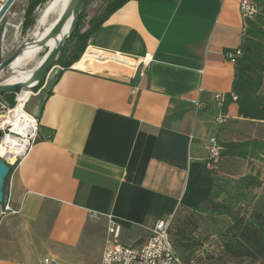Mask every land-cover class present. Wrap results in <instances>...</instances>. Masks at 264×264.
Returning a JSON list of instances; mask_svg holds the SVG:
<instances>
[{
	"label": "crops",
	"instance_id": "0c3cea01",
	"mask_svg": "<svg viewBox=\"0 0 264 264\" xmlns=\"http://www.w3.org/2000/svg\"><path fill=\"white\" fill-rule=\"evenodd\" d=\"M243 38L241 0H128L114 11L79 59L92 66L58 65L36 107L38 138L8 178L20 211L0 216V264H100L108 214L130 243L197 210L212 191V137L264 157V121L240 117L235 101L222 110L235 78L225 50ZM232 159L254 158L214 167L225 174ZM97 235L105 242L90 253Z\"/></svg>",
	"mask_w": 264,
	"mask_h": 264
},
{
	"label": "trees",
	"instance_id": "16d2710c",
	"mask_svg": "<svg viewBox=\"0 0 264 264\" xmlns=\"http://www.w3.org/2000/svg\"><path fill=\"white\" fill-rule=\"evenodd\" d=\"M42 0H31L27 10V16L31 14V10ZM87 0L84 1V3ZM128 0H102L105 6L103 12L98 13L90 21V25L83 29L84 10L78 18L77 26L68 39L75 40V52L71 57L65 49V44L61 49L58 61L63 70L70 68L84 54L88 46L90 37L101 28L106 19L117 9L122 7ZM256 8L253 16L244 19V38L239 48H227L225 52H237L240 54L234 56L235 62V78L232 91L225 95L222 103V110L227 111L228 105L235 101L238 105V115L246 119H258L264 121V94L261 88L264 80V0H251ZM67 39V40H68ZM66 43V42H65ZM57 61V60H56ZM45 81L43 78L35 87H41ZM4 96V95H3ZM6 94L5 97H8ZM9 102V104H13ZM223 146L221 157H238L243 159L256 158L257 154L247 148L243 141H220ZM11 171L13 166H11ZM212 191L209 199L197 210H190L192 215H200L202 213H210L223 209L231 220L223 233L222 251L229 262L241 260H252L254 262L264 260V190L259 198H253V208L249 215L235 210V205L241 203L242 200L250 202L249 193L252 189L262 186V180L257 174L248 173L238 179L231 180L221 176L215 167L212 168ZM9 176V175H8ZM7 181V178H6ZM224 181L226 184L234 181L230 189H220V183ZM228 194L226 201H219L223 192ZM232 191H235L234 193ZM231 196V197H230ZM183 209V208H182ZM197 227L195 221L191 220ZM185 224L177 226L176 234L169 230L175 246L183 254L188 264H193V256L199 248L200 242L196 240L189 242L186 235ZM144 237L136 239L140 242ZM228 264V263H225ZM264 264V262L262 263Z\"/></svg>",
	"mask_w": 264,
	"mask_h": 264
},
{
	"label": "rangeland",
	"instance_id": "374dc122",
	"mask_svg": "<svg viewBox=\"0 0 264 264\" xmlns=\"http://www.w3.org/2000/svg\"><path fill=\"white\" fill-rule=\"evenodd\" d=\"M30 1L31 0H16L7 12L4 21H2L0 24V29L1 27L3 28L2 33H0V47L2 48L3 58L11 56L19 48L25 46L17 59L12 63L11 67H8L5 72H1L0 77H2V79H4L5 81H9L12 76L21 72H27L36 69L40 63V60L49 51V46L45 44L41 45L40 42L42 41V38L46 36L55 20L54 15L45 17L44 14L46 5L50 0H42L40 3H38L31 10V14L28 17L27 10L29 8ZM104 8L105 6L102 4V0H87L84 3V30L89 27L91 19L98 15L99 11L100 13L103 12ZM253 15L254 13L251 16ZM27 43L28 45L26 46ZM65 45L68 57H71L76 49L75 40L68 39ZM58 65L60 64L57 59L56 64L53 67L54 69L52 70L51 74H48L46 76L43 85L37 89H31L33 91V95L26 103L27 105L25 110L30 114L35 115L37 118L38 112H35L36 107L43 100V97L48 90L50 84L49 81L51 80L52 75L55 74L57 70H59L57 67ZM19 92L20 91L10 93L8 97H5V95L0 96V115L7 114L9 112V108L12 109L17 104V94ZM12 100L14 103L10 105L9 102L12 103ZM4 101H6L8 104H5ZM259 129L262 131L264 128L261 126L259 127ZM6 131L8 132V130ZM258 155L253 160L249 159V165L247 164V161L232 159L231 163L226 164V167H228L229 171H226L225 174L221 170L218 171L221 176L229 178L231 180L238 179L239 177L248 173L257 174L262 180V186L252 189L249 193V196L251 197L249 200L251 203H247V201L242 200L241 203L235 205V210H238L243 214L245 213L246 215H249L253 208V198H259L264 190V157H260L258 159ZM18 158L14 163H10L8 161L7 162L15 166ZM219 161L213 163L209 162L208 160V164L211 168H213L219 163ZM233 184L234 181H230V183L227 184L222 181L219 187L221 190H224L225 188L230 189ZM232 192L234 193L235 191ZM227 197L228 194L224 191L220 196L219 201H226ZM218 209V211H213L211 212V214L202 213L195 216L191 214L190 210L180 208L178 209L176 214L172 216L171 226L175 234L177 226L184 223L187 230L186 235L187 238H189V242H193L195 240L197 242H200V246L195 251V254L193 256V264L235 263L229 262V257L223 254L222 251L223 233L230 223L231 218L227 213L223 211V209ZM191 220L195 221L197 224V227L193 232H191V230H193L194 228ZM102 238V235L96 236V238L92 241L90 253L99 251V249L105 242V239ZM263 262L264 260L257 262H254L252 260L237 261V263L242 264H262Z\"/></svg>",
	"mask_w": 264,
	"mask_h": 264
},
{
	"label": "built area",
	"instance_id": "2783aa9c",
	"mask_svg": "<svg viewBox=\"0 0 264 264\" xmlns=\"http://www.w3.org/2000/svg\"><path fill=\"white\" fill-rule=\"evenodd\" d=\"M241 8L244 19L251 16L256 11L251 0H241ZM238 54H240L239 50L237 52H225V56L229 60H233L234 56ZM135 63L136 64L133 65V67H136L137 70H139L140 75H144L145 70L151 63V58L148 56L139 58ZM53 69L54 68L51 69L49 74H51ZM217 98L221 99V96L217 95ZM221 101L223 103L224 99ZM4 102L5 104H8L6 101ZM10 110L11 108H9V111ZM33 116L36 118V128L34 134H31L29 135L30 137H28V146L24 153L37 140L39 134V119L35 115ZM218 120L222 122L221 117L218 118ZM11 129L10 126H6L4 129L0 130L3 132V135L7 132L6 130H8L9 134L17 135L16 133H13ZM222 151L223 146L219 140L212 137L208 149L209 162H218L221 158ZM21 156H19V158ZM9 176L7 177V181H5L4 200L3 203L0 204V216L17 214L20 211L19 208H15L12 205L11 185H8ZM107 218V239L100 264H188L170 236L169 230L171 228L172 217L157 219L154 224L148 228V234L145 236V239L140 242L135 240L130 243L122 241L121 224L115 221L111 217V214H108ZM42 264L63 263L54 256H45L42 260Z\"/></svg>",
	"mask_w": 264,
	"mask_h": 264
},
{
	"label": "bare ground",
	"instance_id": "6f19581e",
	"mask_svg": "<svg viewBox=\"0 0 264 264\" xmlns=\"http://www.w3.org/2000/svg\"><path fill=\"white\" fill-rule=\"evenodd\" d=\"M69 2L70 0H50L46 5V9L44 11L45 17H48L50 15H54L55 17L54 23L52 24L51 28L47 32L46 36L42 38V40L47 39V43L45 45L49 46L48 53L52 50V48L55 47L57 43V38L51 37L50 32L55 23L58 21L59 17L64 12ZM71 20L72 19H70L66 23L64 29H67L70 26ZM27 45L28 43L26 44V46ZM47 54L40 60V63L45 59ZM90 66L92 65L85 62L84 60H78L74 63V67L80 69H86ZM34 71L35 69L32 71L21 72L12 76L11 78L9 77V81L5 82L15 83L29 80ZM33 84L34 83H31L29 87L23 88L17 94V104L7 114L0 115V129H4L6 126H10L12 128L11 131L17 134L14 135L6 132L0 140V156L10 163L16 162L18 156H21L24 153L25 149L28 146V137L29 135L34 134V130L36 128V118L25 110L27 105L26 103L33 95V91L31 90L33 88Z\"/></svg>",
	"mask_w": 264,
	"mask_h": 264
},
{
	"label": "water",
	"instance_id": "95a60500",
	"mask_svg": "<svg viewBox=\"0 0 264 264\" xmlns=\"http://www.w3.org/2000/svg\"><path fill=\"white\" fill-rule=\"evenodd\" d=\"M15 1L16 0H6L0 7V24L2 21H4L7 12ZM84 1L85 0H70L64 12L59 17L58 21L55 23L50 32L51 37L57 38L55 47L52 48L45 59L37 66L29 80L15 83H6L5 80L0 77V96L21 91L23 88L29 87L31 83H34L32 87L35 88L43 78H46L50 70L56 64V60L60 55L62 47L64 46L67 39L72 35L77 26L78 18L84 9ZM70 19H72L70 26L67 29H64L66 23ZM2 31L3 28L1 27L0 33H2ZM40 43L41 45L46 44L47 39L42 40ZM24 47L19 48L14 54L7 58H3L2 48L0 47V72L3 73L8 67H11L12 63L17 59ZM2 136L3 132L0 130V140ZM11 168V164L0 157V204L3 203L4 200L5 181L10 174Z\"/></svg>",
	"mask_w": 264,
	"mask_h": 264
}]
</instances>
